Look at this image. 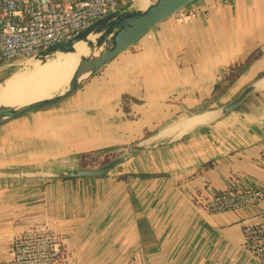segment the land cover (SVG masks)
Returning a JSON list of instances; mask_svg holds the SVG:
<instances>
[{
	"label": "crops",
	"instance_id": "crops-1",
	"mask_svg": "<svg viewBox=\"0 0 264 264\" xmlns=\"http://www.w3.org/2000/svg\"><path fill=\"white\" fill-rule=\"evenodd\" d=\"M261 78L264 0H201L61 103L0 124V264L19 234L44 226L74 264H264L243 249L264 199L220 214L201 206L231 185L264 193V86L212 115ZM143 141L99 178L20 175L98 168Z\"/></svg>",
	"mask_w": 264,
	"mask_h": 264
},
{
	"label": "built area",
	"instance_id": "built-area-1",
	"mask_svg": "<svg viewBox=\"0 0 264 264\" xmlns=\"http://www.w3.org/2000/svg\"><path fill=\"white\" fill-rule=\"evenodd\" d=\"M132 0H0V70L60 44L91 27ZM259 188L231 185L212 194L201 206L210 213L234 212L259 204ZM243 249L264 260V222L245 225ZM11 264H74L60 235L34 227L19 234Z\"/></svg>",
	"mask_w": 264,
	"mask_h": 264
},
{
	"label": "water",
	"instance_id": "water-1",
	"mask_svg": "<svg viewBox=\"0 0 264 264\" xmlns=\"http://www.w3.org/2000/svg\"><path fill=\"white\" fill-rule=\"evenodd\" d=\"M199 1L201 0H150V5L144 11H132L131 7L134 6V0H132L131 5L127 6L125 10L123 8L118 9L68 40L57 44L36 56L19 62L15 66L20 64L23 65V63L29 59L49 58L56 52H71L73 50V45L80 41L86 42L91 49L106 45V50L100 56L84 60L82 67L77 70L66 92L57 94L53 98L37 102L18 112H0V124L29 112L61 103L73 95L89 78L102 70L120 54L134 46L150 30ZM91 34L99 35L96 42L88 40V37ZM83 72H89V75L86 79L79 81L78 78ZM263 79L264 78H261L260 80L249 84L237 97L221 108L215 110L213 113V119H219L238 109L259 87V83ZM148 147L150 146H147L144 141L131 145L126 148L120 156L110 160L103 166L94 169L54 170L44 173H23L20 175L24 177H43L51 179L99 178L125 163L131 155L141 152Z\"/></svg>",
	"mask_w": 264,
	"mask_h": 264
},
{
	"label": "bare ground",
	"instance_id": "bare-ground-1",
	"mask_svg": "<svg viewBox=\"0 0 264 264\" xmlns=\"http://www.w3.org/2000/svg\"><path fill=\"white\" fill-rule=\"evenodd\" d=\"M149 5L150 0H134L137 11H144ZM98 37L99 35L91 34L88 40L96 42ZM105 50L106 45L91 49L86 42L80 41L73 45L71 52H56L49 58L25 61L19 72L0 83V112H18L66 92L84 60L97 58ZM88 75L89 72H83L78 80L82 81ZM259 86L263 88L264 79L260 81ZM209 118L211 119L209 113L200 117L194 116L183 123L178 133L187 131L198 120L208 121Z\"/></svg>",
	"mask_w": 264,
	"mask_h": 264
},
{
	"label": "rangeland",
	"instance_id": "rangeland-1",
	"mask_svg": "<svg viewBox=\"0 0 264 264\" xmlns=\"http://www.w3.org/2000/svg\"><path fill=\"white\" fill-rule=\"evenodd\" d=\"M131 10L132 11H137L136 10V7H131ZM24 67V65L22 66L21 64L20 65H17V66H13V67H8V68H4L2 70H0V83L1 81L3 82L4 80L10 78L11 76H13L15 73L19 72L22 68ZM11 75V76H10ZM8 77V78H7ZM233 80V78H231ZM254 93V92H253ZM252 93V94H253ZM240 93H237L236 94V97L239 95ZM252 94L248 97L250 98L252 96ZM235 98V97H234ZM233 98V99H234ZM247 98V99H248ZM246 102V101H245ZM244 102V103H245ZM243 103V104H244ZM243 104L241 106H243ZM241 106L239 108H241ZM108 158L107 157H102L100 159H96V160H92V163L95 162V164H100V163H105V161L107 160ZM90 163V162H88Z\"/></svg>",
	"mask_w": 264,
	"mask_h": 264
}]
</instances>
